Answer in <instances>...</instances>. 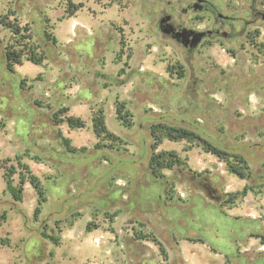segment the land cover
<instances>
[{
	"label": "rangeland",
	"instance_id": "1",
	"mask_svg": "<svg viewBox=\"0 0 264 264\" xmlns=\"http://www.w3.org/2000/svg\"><path fill=\"white\" fill-rule=\"evenodd\" d=\"M101 113L119 140L97 138ZM156 125L250 178L199 140L154 150ZM161 152L182 164L157 178ZM22 165L38 216L29 182L21 201L7 187ZM0 264H264V0H0Z\"/></svg>",
	"mask_w": 264,
	"mask_h": 264
},
{
	"label": "trees",
	"instance_id": "2",
	"mask_svg": "<svg viewBox=\"0 0 264 264\" xmlns=\"http://www.w3.org/2000/svg\"><path fill=\"white\" fill-rule=\"evenodd\" d=\"M73 8L69 9L70 16L74 15L79 9L83 7V5H72ZM6 26H8L9 29L15 34L19 35L21 32V27L14 26L10 23H6ZM29 38L31 36L29 35ZM54 42L55 40L52 39ZM26 58L29 62H31L34 65H42L43 62L46 60V56L43 53H38L35 49H32L30 52H27ZM6 61H7V68L14 72V68L16 65L21 64L22 57L24 56V53L22 51H17L12 49V47H6L5 51ZM125 108V104H119L117 107V116L118 119L122 122V125L125 127H128V121H127V115L123 114V110ZM67 123L71 128H83L84 122L80 120L79 118L75 117H69L67 118ZM93 129L94 133L97 136L98 139H104L106 137H111L114 140H119L118 137H116L113 133H111L105 123V119L103 116V113H101L99 116H95L93 119ZM153 138H154V144L153 149L155 150L157 146H159L162 143V139L160 137L161 134L165 136L166 139H168L171 142H179V141H194L199 140L200 145L202 146L203 150L206 153L212 154L216 158H218L220 161L226 162L228 171L233 174L234 176L238 177L241 180H245L250 178V172L249 167L247 166V163L244 159H241L237 163H232L230 160L231 153L228 152L225 148H222L220 146H217L213 143H211L209 140L204 139L200 137L199 135H196L194 132L189 131L184 128H174V127H164L160 125H156L151 129ZM182 161L180 157L175 152H161V153H153L150 159L149 167L152 173L157 177L161 178L163 177L160 172L164 169H173L176 166H181ZM244 164V165H243ZM23 168L26 170V173L29 175V177H25L23 173L20 174V182H19V189H16L12 185V176L16 173L15 169H12L11 172L6 173L5 176L8 177L7 181V187L8 190L11 191V194L15 201H21L22 199V192L24 185L29 182L33 188L38 193V206L35 210V216H38L41 213L42 205L46 202V197L44 195V191L41 185L40 180L38 177L32 174L31 170L28 166L22 165ZM248 193V189L245 188L243 192L240 194L241 196H246ZM5 218V217H3Z\"/></svg>",
	"mask_w": 264,
	"mask_h": 264
}]
</instances>
